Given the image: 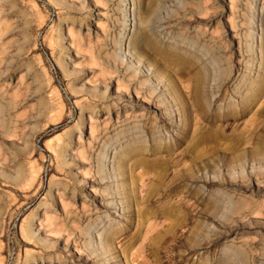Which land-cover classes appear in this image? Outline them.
I'll return each mask as SVG.
<instances>
[{
  "label": "rangeland",
  "instance_id": "1",
  "mask_svg": "<svg viewBox=\"0 0 264 264\" xmlns=\"http://www.w3.org/2000/svg\"><path fill=\"white\" fill-rule=\"evenodd\" d=\"M126 260L264 264V0H0V264Z\"/></svg>",
  "mask_w": 264,
  "mask_h": 264
},
{
  "label": "bare ground",
  "instance_id": "2",
  "mask_svg": "<svg viewBox=\"0 0 264 264\" xmlns=\"http://www.w3.org/2000/svg\"><path fill=\"white\" fill-rule=\"evenodd\" d=\"M130 56H131L132 58H134V56H133L132 54H131ZM199 70H201V69H199ZM201 71H202V70H201ZM205 71H206V70H205ZM200 74H201V75H204L205 73L203 74V73L201 72V73H199V75H198V73H197L198 76H200ZM202 77H204V76H202ZM200 78H201V77H199L198 80H199ZM201 79H202V78H201ZM203 79H204V78H203ZM144 81H145V80H144ZM144 81H143V82H144ZM140 82H141V80H140ZM200 82H201V80L199 81V83H200ZM203 82H204V81H203ZM142 84H143V83H142ZM201 84H202V83H201ZM198 86H199V85H198ZM136 88H137V87H136ZM140 88H141V87H140ZM138 89H139V87H138ZM155 90H156L155 88H151V89L149 90V92L147 91L148 95H147L146 97L148 98L149 101H152L153 98L156 96V94H155ZM198 90H199V89H198ZM198 90H197V92H198ZM136 91H137V90H136ZM145 91H146V89H145ZM250 92H252V90H251ZM140 93H141V92H140ZM142 93H143V92H142ZM245 94H246V93H245ZM251 94H252V93H251ZM251 94L249 93V95H248V100H249V101H252V100H253V99H252L253 96H251ZM145 95H146V94H145ZM199 95H200V93H199ZM205 96H206V95H204V97H205ZM144 97H145V96H144ZM204 97H203V98H204ZM245 97H246V96H245ZM207 98H208V96H207ZM204 100H207V99L205 98ZM254 100H255V99H254ZM128 146H129V145H128ZM128 146H127L126 150H128ZM130 146H131V145H130ZM130 148H131V147H130ZM130 148H129V149H130ZM129 151H130V150H129ZM132 151H133V150H132ZM92 202H97V201H96V200H95V201L92 200ZM100 203H101V205L103 206V208H107V206H110L108 202H107V203H106V202H100ZM121 204H122V203H121ZM100 208H101V207H100ZM100 210H101V209H100ZM100 210H99V211H100ZM114 212H115V211H113V212H110V211H108V210L106 211L107 221L111 222V221L114 220V216H115V215L112 214V213H114ZM98 213H100V215H101V212H98ZM115 214H116V212H115ZM101 234H102V233H101ZM101 234H100V235H101ZM101 236H103V235H101ZM100 239H101V238H100ZM101 244H102V243H101ZM126 261H127V260H126ZM127 264H128V261H127Z\"/></svg>",
  "mask_w": 264,
  "mask_h": 264
}]
</instances>
